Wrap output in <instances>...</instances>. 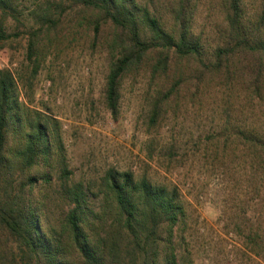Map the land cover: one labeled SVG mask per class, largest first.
Returning <instances> with one entry per match:
<instances>
[{
  "label": "rangeland",
  "instance_id": "rangeland-1",
  "mask_svg": "<svg viewBox=\"0 0 264 264\" xmlns=\"http://www.w3.org/2000/svg\"><path fill=\"white\" fill-rule=\"evenodd\" d=\"M14 1L15 13L0 12L11 36L1 43L0 71L14 77L27 114L49 120L57 134L49 166L58 175L42 198L43 225L59 231L68 210L58 192L64 168L71 173L68 183H82L93 199L104 196L109 172L130 173L177 191L184 210L172 246L177 264H264V74L259 75V56H237V74L229 80L195 60L172 55L168 67L162 64L154 73L152 67L167 58L151 52L120 80L114 116L106 87L121 54L112 42L115 28L103 24L96 33L97 15L84 14L73 0ZM49 1L61 24L33 37L44 22L33 12ZM137 1L172 25L175 0ZM223 1L196 2L193 27L206 59L227 42ZM261 5L262 0H246L252 21ZM32 40L36 55L30 58ZM167 255L171 252L160 251V264L167 263ZM23 259L19 241L0 229V264H24Z\"/></svg>",
  "mask_w": 264,
  "mask_h": 264
},
{
  "label": "trees",
  "instance_id": "trees-1",
  "mask_svg": "<svg viewBox=\"0 0 264 264\" xmlns=\"http://www.w3.org/2000/svg\"><path fill=\"white\" fill-rule=\"evenodd\" d=\"M14 2L0 0V12L5 16L15 13ZM73 2L81 5L84 14L97 15L96 33L103 24L117 31L112 42L121 48V54L111 66L106 87L107 107L114 116L118 114L120 80L151 52L167 58L152 67L154 73L162 64L168 67L172 55L180 61L195 60L207 71L231 80L237 74L236 57L248 53L259 56V75L264 74V0L253 21L246 0L223 1L227 42L217 46L208 60L193 27L197 0H175L171 26L137 0ZM53 5L49 1L33 12L44 19L33 37L47 32L46 26L54 29L61 24L53 17ZM10 37L5 20H1L0 49ZM35 47L32 40L30 58L36 55ZM36 116L27 114L19 100L12 74L0 71V229L19 241L24 264H129L123 261L124 254L131 264H160L162 249L171 252L166 264H177L173 239L184 216L177 191L136 180L130 173L109 172L104 179V196L93 199L91 189L82 183H68L71 173L64 168L58 192L68 210L59 231L43 225L42 198L56 185L53 178L58 175L49 166L57 134L49 120Z\"/></svg>",
  "mask_w": 264,
  "mask_h": 264
}]
</instances>
